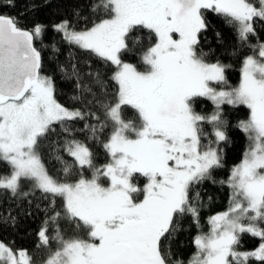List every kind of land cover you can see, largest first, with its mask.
Wrapping results in <instances>:
<instances>
[{
  "label": "snow or ice",
  "instance_id": "6c2138e0",
  "mask_svg": "<svg viewBox=\"0 0 264 264\" xmlns=\"http://www.w3.org/2000/svg\"><path fill=\"white\" fill-rule=\"evenodd\" d=\"M90 11L106 18L78 29L86 18L73 9L72 19L52 26L70 48L112 69L107 79L90 64L81 71L69 53L68 64L58 67L74 79L71 99L78 106L71 109L56 100L53 78L42 74L34 40L46 26L36 23L29 31L15 17L0 14V162L10 169L0 175V191L29 205L37 190L50 200L37 247L57 248L44 264H184L173 259L171 245L185 216L199 227L203 201L193 189L206 180L217 183L212 174L223 167L219 145L229 142L224 105L249 109L248 119L238 123L249 145L227 181H219L231 189L228 210L209 217L210 231L193 238L196 251L187 264H264V42H249L258 36L257 23L264 24V0H94ZM213 13L235 29L241 47L253 51L242 60L237 87H224L230 65L208 62L201 47L209 30L206 16ZM141 30L149 33L146 48L134 35ZM216 37L222 42L219 32ZM52 49L59 52L55 44ZM138 51L143 71L124 58ZM199 98L211 101L210 114L194 110ZM125 109L133 110L132 119ZM78 122L82 128L75 127ZM205 124L215 137L206 144ZM77 131L86 139H76ZM44 141L61 165L60 177L43 163ZM88 141L102 144L107 163L96 165ZM137 177L146 181L142 188ZM24 182L31 183L30 191H22ZM16 220L9 211L3 222L15 226ZM61 223L71 236L66 238ZM50 225H55L51 236ZM244 234L259 238V245L238 250ZM0 264H32V258L26 249L0 241Z\"/></svg>",
  "mask_w": 264,
  "mask_h": 264
},
{
  "label": "trees",
  "instance_id": "16d2710c",
  "mask_svg": "<svg viewBox=\"0 0 264 264\" xmlns=\"http://www.w3.org/2000/svg\"><path fill=\"white\" fill-rule=\"evenodd\" d=\"M94 0H12L11 6L7 0H0V14L15 17L19 22V27L22 29L32 30L36 23L45 25V30L39 39L34 40V46L41 52L42 58V74L51 76L55 82V98L63 106L71 109L78 105L71 99L74 95V79L70 81L59 71L58 65L68 64L69 53L74 54L76 61L79 63L81 71H88V65H91V70L104 73L105 79L111 75V67L104 64L95 56L85 54L78 48L71 47L66 44L61 37V34L53 30V25L59 23L63 18L68 17L72 19V10L79 9L83 18L77 25V28L85 26L91 27L92 22H98L104 17L101 15H93L90 11V6ZM249 2L256 4V0H249ZM35 5V7H33ZM258 6V5H257ZM206 19L209 21V30L205 33L207 39L202 38V49L209 53L208 62H216L219 60L221 63L230 65L226 69L225 76L228 85L224 87H237L240 82V71L242 60L246 55H253L251 48L245 46L241 47L236 39L235 29L230 26L223 17L216 14H208ZM256 31L258 36L250 37V43L256 44L264 42V24L257 23ZM219 32L221 41L218 42L216 33ZM143 39V46L146 48L150 46L149 33L147 30H141L134 33ZM154 42V39L153 41ZM55 44L59 52L54 54L52 45ZM233 52L235 54L233 55ZM126 60L134 63L143 71V65L140 61L139 51L135 54H129L124 57ZM214 87H221L213 85ZM111 91V87L109 89ZM194 110L200 114L208 115L213 111L214 106L211 101L205 98H199L193 105ZM223 117L228 121L226 129L228 136V143H221L219 147L223 148V167L215 169L212 176L217 183H212L211 180L204 181L201 185L193 189L192 195L195 196L196 192L200 193L203 201V206L199 209V227L190 215L185 216L181 220V231L177 234L175 240L172 242L171 248L173 259H182L184 264H187L190 257L195 253L196 249L192 243L193 238L198 233L207 234L210 231V224L208 223L209 217L227 211L229 208V201L231 196V189L227 184H220L219 181H227L232 168L243 159L244 153L249 145L246 134L238 127L241 120L248 119L249 109L245 106H230L224 105ZM127 119H132L133 110L125 109ZM82 122H78L75 127L82 128ZM56 127V133H60L59 126ZM204 131L208 136L203 140V143H208V140H215L212 135V127L210 125H203ZM106 131L103 139H107L108 132ZM76 139L85 140L84 133L77 131L75 133ZM52 140H56L57 136L52 135ZM60 143H63L62 136ZM88 146L94 153V162L97 166L103 165L108 162V155L105 152L102 144H97L88 141ZM215 146V145H214ZM43 163L46 169L54 177H60L61 165L55 160L48 148V141L43 142L41 149ZM63 159L71 162L72 158L66 153L61 151ZM10 173L9 167L0 162V175H7ZM86 175L89 177L91 173L86 170ZM135 182L143 187L146 182L143 177H137ZM107 185V181H103ZM32 185L30 182H24L22 191H30ZM209 197L211 200L209 201ZM142 199V196L140 197ZM31 205L27 200H20L12 198L9 193L0 191V241L9 245L14 250L26 249L32 258V264H43L49 257L50 251L54 252L57 248L55 243L50 245V250L47 247L37 245L40 244L37 233L39 232L42 222L45 220V212L50 200L42 199L41 193L37 190L35 195L31 198ZM39 205V207H37ZM62 207V201L57 198V210ZM11 211L12 215L16 216V224L13 226L11 222L4 223V217ZM50 214V213H49ZM55 225H50L48 235H53ZM61 228L66 230V238L72 235L71 230L65 223H61ZM82 238H87L86 231L79 233ZM260 243L259 238H253L248 234H244L241 238L240 251H249L255 249ZM249 264H259L256 261H250Z\"/></svg>",
  "mask_w": 264,
  "mask_h": 264
},
{
  "label": "rangeland",
  "instance_id": "374dc122",
  "mask_svg": "<svg viewBox=\"0 0 264 264\" xmlns=\"http://www.w3.org/2000/svg\"><path fill=\"white\" fill-rule=\"evenodd\" d=\"M105 186H107V185H105ZM44 264V263H43Z\"/></svg>",
  "mask_w": 264,
  "mask_h": 264
}]
</instances>
